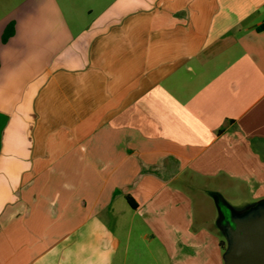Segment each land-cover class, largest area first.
Here are the masks:
<instances>
[{"label": "crops", "instance_id": "1", "mask_svg": "<svg viewBox=\"0 0 264 264\" xmlns=\"http://www.w3.org/2000/svg\"><path fill=\"white\" fill-rule=\"evenodd\" d=\"M83 1L0 0V264H225L209 204L264 203V0Z\"/></svg>", "mask_w": 264, "mask_h": 264}, {"label": "water", "instance_id": "2", "mask_svg": "<svg viewBox=\"0 0 264 264\" xmlns=\"http://www.w3.org/2000/svg\"><path fill=\"white\" fill-rule=\"evenodd\" d=\"M224 232L229 242L225 264H264V203L246 217L228 219Z\"/></svg>", "mask_w": 264, "mask_h": 264}, {"label": "rangeland", "instance_id": "3", "mask_svg": "<svg viewBox=\"0 0 264 264\" xmlns=\"http://www.w3.org/2000/svg\"><path fill=\"white\" fill-rule=\"evenodd\" d=\"M21 1L22 0H12V2H14V3L15 2L19 3ZM69 1L70 0H60L62 6L64 8V11L66 13L73 10L71 8V6L69 5ZM72 1L75 2V0H72ZM84 2L85 1H83V0H77V3H79L81 6L84 4ZM233 194L235 197H232L231 199H229L230 201H228L226 197L224 198L222 195H220V202H219L218 206H214V205L211 206L209 204V212H213L212 210H214V212H215L214 216L216 218L215 225H218L220 232L225 237L227 245L229 244V242H228V239H227L225 232H224V227H225L226 221L228 219H234L237 217H246L247 213H248V211H246L244 209L238 210L235 208L238 200H241L240 199L241 197H239V195H237V192L233 193ZM196 216L198 218H200V216H201V209L199 207V202L197 200H196Z\"/></svg>", "mask_w": 264, "mask_h": 264}, {"label": "trees", "instance_id": "4", "mask_svg": "<svg viewBox=\"0 0 264 264\" xmlns=\"http://www.w3.org/2000/svg\"><path fill=\"white\" fill-rule=\"evenodd\" d=\"M258 30H259V31H263V30H264V24H262V25L258 28ZM129 202H130V204H131L132 206H134L133 203L131 202V200H129Z\"/></svg>", "mask_w": 264, "mask_h": 264}]
</instances>
